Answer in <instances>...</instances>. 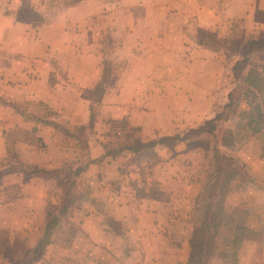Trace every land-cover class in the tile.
Returning <instances> with one entry per match:
<instances>
[{
    "label": "crops",
    "instance_id": "crops-1",
    "mask_svg": "<svg viewBox=\"0 0 264 264\" xmlns=\"http://www.w3.org/2000/svg\"><path fill=\"white\" fill-rule=\"evenodd\" d=\"M29 1L39 8L45 0ZM26 2L0 0V45L5 46L7 59L16 62L12 64L32 62L34 75L19 73L22 79L17 84L11 80L16 73L5 69L0 85L10 77L8 90H21L30 101L62 116L31 133L30 121L13 115L9 106L3 114L0 108V172L9 171L0 182L4 233L9 223L8 240L0 239V264L3 259L7 264H189L192 241L212 216L217 217L214 235L242 238L240 264L264 259V80L256 86L246 83L244 101L235 99L238 78L233 66L240 58L230 64L223 51L203 40L211 34L222 45L234 36L264 41V0H136L132 8L129 0L102 2L82 14L95 16L99 11L103 20L94 18L84 25L79 15L74 17L82 1L57 9L52 20L36 21L39 32L33 37V23L17 16ZM48 8L38 9L40 18L53 12ZM69 13L72 20L63 21ZM67 35L71 38L65 43ZM109 44L111 54L104 47ZM52 57L64 63L58 76L77 82L71 85L77 94L68 100L63 83L50 79L55 77L49 66ZM245 76L251 82L258 75L249 70ZM116 87L120 101L103 99L97 128L86 135V158L102 160L90 163L73 179V204L66 216H58L52 244L36 256V246L47 233L48 209L63 200L64 176L26 179L24 173L34 168L74 173L84 167L78 147L68 148L64 139L59 140L58 125H64L62 118L67 116L73 125L87 126L92 121V100L82 93L106 94ZM230 95L237 106L247 103L246 110L236 113L239 117L255 111L257 103L262 116L252 126L239 118L242 142L239 147L235 143L239 150L231 154L240 168L237 175H229L228 168L218 163L211 145L196 142L211 139L212 134L198 132L181 141L170 140L212 121ZM112 124L137 132L135 138L121 134L117 139L121 149L159 143L138 153L123 150L115 158L107 157L105 148L115 151ZM15 153L21 160L16 163L11 161ZM14 165L18 168L9 170ZM105 205L107 210L102 209ZM70 231L71 244L64 247L58 235L63 238ZM34 239L36 245L29 248Z\"/></svg>",
    "mask_w": 264,
    "mask_h": 264
},
{
    "label": "rangeland",
    "instance_id": "rangeland-1",
    "mask_svg": "<svg viewBox=\"0 0 264 264\" xmlns=\"http://www.w3.org/2000/svg\"><path fill=\"white\" fill-rule=\"evenodd\" d=\"M82 1H80V2H82V4H81L82 7H80L78 9L77 14H74V17L79 15L80 16L79 21L80 22L82 21L81 24H83V25L86 23V21L92 20V19L94 20V18L97 20L98 19L103 20L101 17L103 15V13H101V12L99 13V11L96 13L95 16H93L94 13H92V15H90L91 13H89V15H87V17H86V15H83L82 11L85 10V12H87V9L89 8V6L95 4L97 7H99V5H101L100 3H102V2L103 3H118L121 1L126 2V0L125 1L124 0H82ZM129 1L130 2L128 5H130V7L131 6L134 7L135 6L134 1L136 2V0H129ZM78 2H79L78 0H45L43 2V4L38 3L39 8H37V6L35 5L36 3H33L32 1L30 2L28 0V2H26L24 4L21 3L22 10H20V14H18L19 11L17 12V16H19V19H20V17H24L23 20H27V21L30 20L33 23V25H34L33 30H31V36L33 37V36H37V32H39L38 27H35V25L37 24L36 21H40L42 23V22L47 21L48 19L52 20L55 17L53 15H55L57 9H61L63 6H65V7L74 6L75 7V5ZM123 2H122V5H123ZM30 5H34V6L30 7ZM45 6L49 7L48 11L51 10L53 12H48L46 14V16H44L42 14L43 17L40 18L39 16L41 13L38 11V9H40V10L44 9ZM116 6L119 7L120 5L116 4ZM0 7H2V5H0ZM111 7H113V6H111ZM98 10H100V8H98ZM80 12H81V14H80ZM130 13L131 12H129V16L131 15ZM12 15H14V14H12ZM71 16H72V14L69 13V14H67V16H64V18H61V19L63 21H66V20L70 21V20H72ZM90 16H92V17H90ZM134 16L135 15H133V17ZM75 20H78V19L75 18ZM236 36H238V35H236ZM70 38H71L70 35L65 36V38L63 39V42L67 43V41H69ZM215 39H216V37L211 35V34H206L203 37V40L206 41L205 44H208L210 47L217 48L218 50L223 51V53H225L227 55V57L229 58L230 64H232V63L234 64L235 63L234 60H236L237 58H240V60H242L240 53L243 51L242 49H243L244 43L247 42L248 40H245L244 38H241V39L236 38L234 36L233 40H231V38H230V42H229V40H227L226 41L227 44L222 45ZM260 40L263 41V39H260ZM221 46H222V48H220ZM101 47H103V46H101ZM104 47H105V51L107 50L106 53L111 54V48H112L111 44L105 45ZM19 49H20V47L18 46L17 50H19ZM29 50H30V46H29ZM6 51L7 50H6L5 46L0 45V56H2V58H0V72H2V71L5 72L6 71L5 69H12V74L13 73H16V74L11 76V80L14 82L16 81L17 84H20L21 83L20 80L22 79L21 76L18 75L19 73L29 72V73H31V75H34V73H32L34 71V69H33L34 66L31 64L32 62H30L28 64L24 63L22 66L12 64V63H16V62H12L11 60L7 59V56L4 55ZM256 57L257 56L254 55L255 59H257ZM3 58H6V59H3ZM252 61H253V57H252ZM34 64H38V62H35ZM63 64L64 63H62V61H60V60L57 61V59H54V57H52L51 62H49V66L51 67V71H52L51 73L54 74L55 77L54 78L51 77L50 79H51V81L56 80L57 83L58 82L63 83V87L68 89L66 92V95H65V98H67V100H68V99L72 98L71 96H74L77 94V88H75V86H71L73 84H76L77 82L72 83V81L70 80V79L73 80L74 77L73 78H70V77L64 78L62 76H58L60 66L62 67ZM13 65H14V67H12ZM65 65H67L66 62H65ZM250 65L251 64H248L247 67L244 69L245 70V73L243 72L244 75H243V73H241L237 79L238 85H237L236 91H235V99H240V101H244V100H242L243 99L242 97H243V95H245L244 92L247 88V85L245 82V77H246L245 74L250 70V68H251ZM63 67H64V65H63ZM53 70H54V72H53ZM57 76H58V78H57ZM4 78L5 77H3V75L0 77V79H2V80ZM8 80H10V77H8V79L3 83V86L0 85V108L2 109V114H3V111L8 108V106L11 107L13 109V111H12L13 115L19 116L21 118L23 117L27 121H30L29 125H31V126H29V129L31 130V133H34V132L37 133L39 131L38 129L40 127H44L43 123H45V122L46 123L53 122L57 118H58V121L60 120L59 117L62 115H60L57 112L52 111L51 109H49L48 107H45L44 105L37 104L34 100L30 101L29 99H31V98L27 97L29 95H26V93L19 92L21 90H19V91L8 90L9 87H7V85L11 82V81L9 82ZM65 80L66 81L68 80L69 83L65 82V84H64ZM59 84L61 85V83H59ZM2 91H5V93H3ZM29 91H30V89H29ZM118 91H119V89H118V87H116L114 90L113 89L111 91L109 90L106 94L105 93L102 94V92L100 90H96V91L91 92V93H89V92L88 93L85 92L84 94L82 93V96L84 95L85 97H88L92 100L89 103V108H90L89 111L91 113V120L92 121H90L89 124H87V126L78 127V126L73 125L70 120L67 121V116H65V118H62V120H63L62 124H64V125H58V134H61L60 131H62V135H61V137H59V140L61 141V138H62V140L64 139L65 140L64 144L68 148H71L74 145H76L75 147H78L82 157L83 156L85 157V154L87 153V150H88V148L86 149V146L84 145L85 143L87 144L86 135H87V133L92 134L93 132H95V130L97 128L95 121H96V117H98L100 112H101L102 100L104 99V100L115 101V102L120 101L121 96H120ZM127 96H129V94ZM247 108H248L247 103L242 102L241 104H239L236 107L235 113H238L240 115L241 114L240 112H243V110H246ZM106 112H109L108 109H106ZM245 112H247V111H245ZM238 114L235 115L238 118V120L232 121L233 123H229V120H226V121L220 122V124H218L220 132L217 134V139L212 136L213 138H211V139L207 138V139H203L201 141L197 140L196 142H198L199 145L202 143L211 145L210 148L212 150L214 149L213 147L217 146L218 148H220V150L225 152L224 154H230L231 155L233 153H236V151H238L239 149L238 150H235V149L237 147H239L240 142H242L240 140L241 135L239 136L238 133L243 130V125L240 121L241 119H239L241 116L239 117ZM109 127L111 130V134L114 137V142H113L114 144L112 145L111 148H114L115 151L121 149L120 142H119V140H117V139H119L121 134L122 135L127 134V136H129V138L131 135V136H134L133 138H135V136H136L135 134L137 133V132H134L133 130L131 131L128 128L123 129V126L121 127L120 124H112ZM99 129H100V127H99ZM34 130H37V131H34ZM233 136H236V141H235V139H233ZM216 141H217V143H216ZM235 143H236V145L238 144L237 147L235 146ZM125 145H126V143L124 144V146ZM87 146H88V144H87ZM207 147H209V146H207ZM15 156H16V159L14 158L11 160L14 163H16L17 160L18 161L20 160V157L17 153H15ZM87 162H88L87 158L85 157L83 159V164L86 165ZM65 166H68V164L66 163ZM223 166L227 170V168L229 166L234 167L235 165H234V162H229V161H226V159H224L223 160ZM17 168L18 167L14 165L13 167L9 168V170H14ZM69 168L71 169V166H69ZM66 169H68V168H66ZM37 170H39V169H37V168L29 169V172H26V174L24 173V177L26 179L33 178L34 172H36ZM8 172L9 171L0 172V173H4L2 175V177L0 178V182L3 180V178L6 175H8ZM66 173L68 174V178H65V177L62 178V183L60 184L62 195H64V193H65V188H67V186H69L73 182V179H75L74 176L72 177L71 171L67 170ZM76 181H77V179H76ZM84 191H85L84 193H86V197H87L88 189L86 190V188H85ZM74 192H77V191L74 190ZM84 193L82 192V194H84ZM57 195L59 197L61 196L60 194H57ZM104 198H100V199L103 200ZM57 200H58V197H55V199L53 198V203L55 204V201H57ZM108 208H109V206L107 207L106 205H105V207H102V209H104V210H107ZM12 223L13 222H11L10 225ZM204 223H206V221H204L201 224V226L204 225ZM56 225H58V223L55 224L51 229H49V231H47L45 237L41 240V242L39 241L40 242V243H38L39 245L36 246L37 250L39 251V254H41L42 250H45L47 245H51L52 241L55 239L54 236L57 233H54V236H53L52 232L57 229ZM207 225H209L208 222H207ZM8 226H9V223H7L6 233H4V227L0 226V234L2 235V237L0 239H4L7 237L8 231H9ZM214 232H215L214 229L212 230L211 227H207V230L205 232L206 235H204V240H203V247L205 249L201 250V251L197 250L196 254L193 257L192 264H240V261L237 259L240 258L239 247L243 246V244H244L242 238H239L238 236H235L234 238L217 237V235H214ZM58 236L61 239L62 245L64 247L69 246L71 244V241L73 238L71 235V231L68 232L67 235H66V233H64L63 238L61 237V235H58ZM7 240H8V237H7ZM20 240H21V238H20ZM36 241L37 240L34 239V242L29 243L30 247L29 246L28 247L31 248V246H35ZM41 243H42V245H41ZM15 247H16V249H20L19 246H15ZM28 250H30V249H28ZM7 263L8 262L3 259V262L1 264H7ZM10 264H24V263H16V262L13 263L12 262ZM258 264H264V259H261L258 262Z\"/></svg>",
    "mask_w": 264,
    "mask_h": 264
},
{
    "label": "trees",
    "instance_id": "trees-1",
    "mask_svg": "<svg viewBox=\"0 0 264 264\" xmlns=\"http://www.w3.org/2000/svg\"><path fill=\"white\" fill-rule=\"evenodd\" d=\"M79 2L82 0H78ZM243 51L240 53L242 60L237 61L234 66H233V74L235 78H238V76L243 73L244 69L247 67L248 64H251V68H250V72L252 73H256L258 76H255L253 78V80L250 82L248 78H246L245 82L249 83L250 85L256 86L257 82L260 81L261 79L264 80V41L260 40L257 42H254L252 40H248L247 42L244 43L243 45ZM254 55H256L257 59L254 58ZM252 57H253V61H252ZM261 88H259L258 90H260ZM249 90V89H248ZM247 93V92H246ZM260 93H263L262 91H260ZM250 95V93H247V95ZM261 96V95H260ZM253 102L258 100V97L256 95H253ZM236 107H237V102L235 101V99L232 97V95H230L229 98V103L225 106V108L223 109L222 112L218 113L215 118L212 121H209L207 123H205V125H203L199 130H191L189 131L188 134H186L185 136H181V135H177L174 139H170L173 141H181L183 139H185L188 135H196L198 134V132H204V133H210L214 136V138L217 139V134L220 132L219 126L218 124H220V122L229 120V123H233L232 121L238 120V118L235 116L236 115ZM259 103L255 104V111L253 109L252 112H250V114H243L241 116L242 119L244 120H248L247 124L248 125H258L259 122H256L257 120H260V118L262 117L261 114H259ZM249 117L252 120H249ZM237 118V119H236ZM254 118V119H253ZM255 120V121H254ZM172 141V142H173ZM159 143L158 141H153L147 144H140L138 143L137 145H132V146H125L123 149L117 150V151H110L108 148H105V156H110L115 158L120 152H122L123 150H130L134 153H138L140 151H145L148 150L150 148L153 147V145ZM217 143V141H216ZM87 147V144H84ZM215 151H216V156H217V160L219 164H223V160L226 159V161L229 162H234V167L233 166H229L228 167V174L229 175H237L236 173H238V170H240V168H238V166L236 165L237 160L234 158V156L230 155V154H221L220 153V148L218 149V147H214ZM220 153V154H219ZM87 153L85 154L86 157ZM102 159L100 160H95V161H91V158H89V156L87 157V164L84 167H81L80 169L76 170L74 173H72V177H78L80 175V173L83 170H86L87 165H89L90 163H97L100 162ZM231 167V168H230ZM242 169V168H241ZM4 173H0V178L2 177ZM64 176L65 178H68V174L66 172H64L63 170H52V171H46L43 169H39L36 172H34V176L35 177H41V178H46V179H51V178H55V177H59V176ZM72 187H73V182L67 186V188H65V193H64V197L62 202L60 203L59 206H55V207H51L48 209L47 212V231H49V229H51L55 224L58 223L59 221V217L62 216H66V214L69 211V208L71 207V205L73 204V199L71 197V193H72ZM215 218L217 219V217H209V219L207 218L206 223H204V225H202L198 231L197 234L194 238V240L192 241V246H193V257L196 254L197 250L201 251L204 250L205 248L203 247V240H204V235L207 227H211L212 230L214 228V226H216L215 224ZM207 222L209 223V225H207ZM42 245V243H41ZM36 256L39 255V251L37 250L35 253ZM35 256V258H37ZM189 264H192V261H190Z\"/></svg>",
    "mask_w": 264,
    "mask_h": 264
}]
</instances>
